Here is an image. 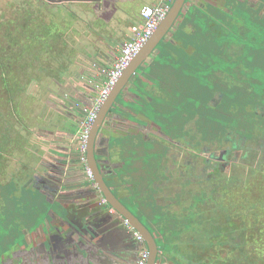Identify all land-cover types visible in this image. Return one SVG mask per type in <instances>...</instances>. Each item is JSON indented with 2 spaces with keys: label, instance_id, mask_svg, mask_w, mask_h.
I'll return each instance as SVG.
<instances>
[{
  "label": "flooded vegetation",
  "instance_id": "obj_1",
  "mask_svg": "<svg viewBox=\"0 0 264 264\" xmlns=\"http://www.w3.org/2000/svg\"><path fill=\"white\" fill-rule=\"evenodd\" d=\"M173 1H167L168 10ZM194 13H198L199 15L195 17ZM217 13L219 14L217 15ZM211 14L215 15V17ZM220 16H223L226 21H221L218 18ZM195 19H197L198 24L194 25L193 20ZM12 20H15L14 16ZM24 22L26 20L23 19L21 23L22 28ZM224 28L235 30V34L240 35L243 39L246 38L247 32L250 31L252 32L251 41L261 38V31H264V0H185L181 11L165 38V44L176 48L180 54H174L175 58H168L166 70L164 69L165 66H161L147 72V68L151 67L153 62L150 61L144 65L146 69H141L140 67L143 65L141 64L138 69L143 70V73L139 76L138 80L144 82L142 85H137L136 88L133 87L137 90V93L131 91V87H127V85V89H123L120 93L121 99L124 102L137 100V105H140V100L144 98L145 104L143 105L145 106L146 102L152 106L157 104L156 112L159 114L157 120L145 118L140 113H137V116L132 115V113L126 111L125 108L127 107L117 104L115 109H119L120 111L112 110L111 107L99 134V147L96 149L98 156H96V159L100 161L99 165L102 166L105 183L111 189L117 201L149 230L155 242L158 233L156 234L154 231L157 232L159 228L164 230V225L167 223L169 224L168 227H171V223L179 226L183 222H187L188 226L186 227L193 226L196 228L193 231L194 234L201 233L202 229H209L211 225L209 222L212 220L211 214L213 213L215 221H218L220 217L218 206L221 204L222 184L227 186L232 178L238 176V168L242 167L238 164V152L240 150L237 149L238 145L234 144V138L228 135V128H225V131H227L226 135L217 134L220 131V125L215 122L213 128H210L209 131H214L216 134L209 133V131H206L204 122H202L204 107L197 108V112L200 115L193 117V119L189 117L188 110H183L180 106L183 104L184 98L189 97V93L187 90H184V86L191 87L189 85L191 84L196 85L197 89L200 88L198 76H179V72L186 62L183 54L187 58H192L207 50L204 44L199 49L193 47L192 43L191 45L189 43L184 45L180 40L181 36L185 37L186 40H193L195 36L204 34V43H207L212 38L215 40L221 36L224 33ZM256 29L258 30L256 31ZM8 35L10 37V33ZM214 35L216 36L215 38ZM18 37L20 36L18 35L13 41L16 40V42L20 43L24 39V37ZM200 39L204 40L202 37ZM219 44L223 50H227L226 55L235 57L236 63H239L241 67L232 70L233 73L230 71L220 73V76L217 78L218 82L223 81L225 88L253 86V84H247L249 80L248 69L243 66V58L247 50L235 42H228L226 44V41H221ZM25 45V43L22 44L23 47ZM166 51L163 48L161 52L158 51L156 53L155 57L164 56ZM175 82H178V84ZM89 88L96 94V90L92 84H89ZM162 88H176L177 92H170L168 90L169 95L160 93L157 96L158 100L148 97L147 93L151 92L152 94L154 90L157 91ZM205 89H207L206 84ZM229 89L232 90V88ZM212 94L213 96L211 95L208 99L210 105L213 104L212 101L217 98L220 91L213 90ZM230 99L231 96H228L224 102L219 103L222 106L216 109L218 113L223 108H227L230 110L231 117H234L233 113L236 112V109L231 106V103H225ZM164 105L168 108L169 113L171 112V108L178 111L182 110L178 116L175 115L168 118L167 109L161 110ZM248 112L245 110V113ZM125 113L131 115L133 118L132 122L125 118ZM136 119L137 123L133 124ZM171 119L173 120L170 121ZM142 122L144 123L142 124ZM126 124L131 125L125 128ZM76 145H78V142ZM15 153H18V150L10 151L11 156ZM125 154L129 155V161L137 163V206L133 204L132 200H126L127 198H131L130 194L127 196L126 193L121 191L122 185L126 188L123 181L128 179V177H124L121 174L122 168L120 169L119 167L120 159L121 157H125ZM77 155L74 158L75 161L81 162V154L78 152ZM249 158L250 163L253 164L254 158ZM14 162L11 163V167L9 166L12 175H9V170H7L6 175L9 177V180L2 186H9V182H11L12 185H15L12 193H15L17 191L16 184H21L19 188L21 197L18 209L22 210V212H26L27 208L29 209L28 202L23 199L28 194L29 189H27V186L29 185L43 193L45 198L47 194L51 196L54 202L63 204L71 214L76 212L83 216L87 214L89 209H97L102 215L97 224V232H101L103 235L107 233L102 244V250L110 255L109 251L111 250L107 248L106 243L108 240L114 239L118 241L120 253L124 255L123 263L129 264L139 259L140 246L144 243L142 237L138 234L135 235L136 237L129 235L127 221L107 203L94 183L90 181L85 173L84 165L81 184L85 186V190L67 197V195L62 196V194L56 193L59 181L57 177L59 170L57 168L41 164L39 173L34 172L31 175L27 173L32 170L29 162L24 163L19 168V173L15 174L13 173ZM103 163L106 165L103 166ZM132 179V177H129V180ZM25 191H27L26 194H24ZM36 202L39 203V200H36ZM115 204L121 208L116 202ZM26 206L27 208H25ZM1 207L4 206L1 205ZM215 209H218L217 212L214 211ZM147 210L154 216L150 213H144ZM35 217H38V215L36 216L35 214ZM186 218L188 221H185ZM40 219L36 220L37 224L39 221L42 222V216ZM168 219L171 220L168 221ZM60 222L56 216L51 215L47 223L43 221L41 224L36 225V230L33 233L26 234L21 230L20 240L2 253L0 264H47V254L43 256V253H45V247L48 248V243L50 244L49 246L55 247L50 252L53 264L57 260H61L63 248L60 247L58 253L55 251L56 247H59L57 245L59 243V236L55 229L58 228ZM20 224V222L12 223V228L15 225L21 227ZM186 227H184L185 229L180 227L179 230L183 228L187 232ZM150 229L154 231L151 232ZM112 230H115L114 235L119 239L110 234ZM137 236L139 239H137ZM196 239L199 244L200 238ZM182 241L183 239L180 236L177 242L182 243ZM186 242L190 241L187 240ZM124 245H129L132 250L127 252ZM88 251L89 255L97 256L94 251L90 249ZM98 259L103 264H114L110 259L104 258L100 254H98ZM57 264L60 263L58 262Z\"/></svg>",
  "mask_w": 264,
  "mask_h": 264
},
{
  "label": "rangeland",
  "instance_id": "obj_2",
  "mask_svg": "<svg viewBox=\"0 0 264 264\" xmlns=\"http://www.w3.org/2000/svg\"><path fill=\"white\" fill-rule=\"evenodd\" d=\"M48 2H51L52 5H48ZM43 3L47 4L48 7L44 6ZM72 4V2L70 3V1L66 0H0V16L11 14L15 17V20H7V22L4 19L0 18V77L2 78V71H4L3 74L6 77L12 76V73L15 70L17 71L18 68H20V65L30 63V65L28 64L26 67L27 77L25 78V80L29 81L27 82L21 80L18 84L20 85V88L18 90H20L21 95L18 97L13 96L12 103L6 104L3 108L0 107V114H2V117H0V131H6V127L8 126L10 127L9 131H12L13 137L17 135L19 141L23 140V143L17 142V147L13 149L18 150V153H15L13 156H8L6 155V152L4 153V156L9 159V165L7 169L9 170V175H12L9 166L11 167V163L13 161H15L13 165V173L17 174L19 173V168L24 163H31L38 158L39 148L38 150H36L37 144L35 146L32 144H28L26 141V137L22 135L21 131H45V129L48 127H51V129L54 130V117L51 113V110L53 111L54 107L52 106L53 104L49 102L52 101V96L55 97L56 95H59L61 93V96H63V94L71 95L72 93L70 86H67L65 88L55 86L56 81L60 78L61 74L56 73L54 75L55 72L46 71V67H43L44 63H53L56 60H58L59 62L63 55L61 54L60 58L58 59L56 52L57 50L61 52H65L67 50L69 52V48H71L72 51H75L73 50V47H75L76 50H78V52L76 53H81L79 51L83 50L85 51V53L91 52L97 54L98 51L100 52L99 48L103 43L109 46H114L115 43L118 42L117 39H115L116 37L119 38V34H116L117 31H115L116 24H110V33H104L103 35H101L102 38H96L95 35L84 37V34L81 35L80 33L74 31L73 35L75 37H72L74 40H71L72 42H70V47L63 48L60 44L57 47H48L47 54L44 52L42 42H34L32 44H29L27 46L28 50L25 51V47H23L22 44L28 41L27 38H24L20 41V43L22 44L16 42V40L13 41V39H15L18 35L20 36L18 38L28 36L29 34H27V32L29 25L30 30L32 31V34H30V36L36 35V32H38V26L34 21H36V17H39L40 15L44 18L43 23H47L48 19L52 18V27L49 26L48 31L55 32V30H57V22H64L72 18L69 16V12H74L79 15L80 13H86L91 9V7L93 8L92 5H89L84 6L81 10L78 7L73 8L74 6H71ZM129 9L130 11L132 10V8ZM218 14L219 13H217V15ZM28 16L30 17V24L27 27V23L24 22V26L22 28V20L24 19L27 21L29 19ZM212 16L215 17V15ZM218 18H220L221 21H226L223 16H220ZM100 24L102 26V30H104L106 27L101 22ZM59 26L62 27L61 24H59ZM9 27L11 28L9 29ZM44 28L45 27H43V30ZM258 28L260 29L259 26ZM257 30L258 29H256V31ZM223 31L224 33L221 36L217 37L215 40L212 38L211 41H207V43H204V34L195 36L193 40H186L185 37L181 36L180 40L184 45L188 43L189 45H191L192 43L193 46L198 49L203 47L204 44L207 50L206 52L195 55L192 58H187L185 54H183L186 62L184 63L185 66L183 65L182 70L179 72V76H198L200 88L197 89V87H195L196 85L191 84H189L191 87L184 86V90L188 91L189 97H185L183 100V104L180 106L183 110H188L190 118L200 115L197 112L198 107H204L206 109L209 108L211 109L210 113H212L211 115L209 113L206 114V124L214 120L216 124L220 125V131L217 134H223V136L226 135L227 132L225 131V128H228V135H230L231 138H234L233 142L234 144L238 145L237 149L240 150L238 152V164L242 167L238 168L239 175L237 178L241 179V181L242 179L246 180L249 183L248 185H250V187L252 188L254 187L253 182L258 181V179L256 180V178L259 177V171L257 170L263 168L264 166V133H262L264 132V31H261L262 36H260L261 38L256 39V41H251V31L247 32L246 38L244 39L241 38L240 35H236L234 32L235 30H232L230 28H224ZM8 33H12L10 34V37ZM76 33H78V35ZM166 37L167 35L149 56V60L143 63V65L140 67L141 69H146L144 65L151 61L153 62L152 66L147 68V72H150L155 67H161L165 65L169 56L175 58L173 56L174 54H180V52L176 48L170 47L169 45L165 44ZM201 37L204 38V40L200 39ZM215 37L216 36L214 35V38ZM65 41H69V39H65ZM221 41H226V44H228V42H235L236 44L242 45V47L247 50L245 52V57L243 58V66L248 69L247 73L249 76V80L247 81V84H253V86L251 85L249 87L242 86L240 88H225L223 81H220V83L218 82L217 78L220 76V73L229 71L232 72V70H235V68L241 67L239 63H236L234 56L226 55L227 50H223L222 46L219 44ZM77 44L80 50L76 47ZM163 48L167 50L165 55L161 58H159V56L155 57L156 53L158 51L161 52ZM3 56L6 57V60H4ZM38 56L40 57V59L36 60ZM79 58L82 59L83 56ZM50 67L53 68L54 66L50 65ZM141 69L136 70L134 76L129 80L127 87H131L132 84H134L135 86L143 84L144 81L141 82L138 80L139 76H141L143 73V70ZM164 69L166 70L167 66H165ZM74 75H76V73H73V76ZM231 77L233 76L231 75ZM175 83L178 84V82ZM205 84L207 85V89H205ZM229 88H232V90ZM62 90L64 91L62 92ZM168 90L170 92H177L176 88H162L158 89L157 91L154 90V93L152 94L151 92L147 94L149 98H156L158 100L157 96L160 95V93L163 95H169ZM213 90L220 91V94H218L217 98L214 101L211 100L213 104L210 105L208 99L211 95L213 96ZM134 92H137V90L135 89ZM17 94L19 93L17 92L16 95ZM228 96H231V99L226 101L225 103H231V106L236 109V112L233 113L234 117H231L230 110L227 108H223L219 113L218 110H216L217 108L222 106V104L219 103L224 102V100H226ZM0 101L6 102V97H0ZM117 104L123 107H127L125 108L126 111L132 113V115L137 116V113H140V115H143V117L151 118L155 121L157 120V116L159 115L156 112L157 104L152 106L151 104L146 102L145 106L143 105L145 104L144 98L140 100V105H137V100L124 102V100L121 99L120 94L116 98V102L112 106V110L114 109L120 111L119 109H115ZM48 107H50L51 110H49ZM164 107L167 109L168 118H171L175 115L178 116L179 112H181L182 110L180 109L178 111L174 108H171V112L169 113V110L165 105L161 108V110ZM4 110H6L7 114L2 113L4 112ZM9 110L13 111L11 115H9L10 113L8 114ZM45 110H47L46 113ZM245 110L249 112L245 113ZM44 113L46 119H49V121L51 122V124L50 122H48V126L45 129L43 128L42 123ZM214 113H216L215 117L213 115ZM8 115L10 116L9 118ZM125 118L130 121L133 119L131 115H128L126 113ZM172 120L173 119H171L170 121ZM254 126L256 127V129L253 131ZM209 133L216 134L214 131H209ZM35 134L36 136H38V133L35 132ZM258 135H261V138H258ZM34 139H36V137H34ZM257 139H259L258 142ZM11 148H9L8 150H11ZM77 156L78 155H75L74 158H76ZM249 157L254 158L253 164L250 163ZM37 161L38 159L34 163H38ZM250 168L256 170L255 175L250 172ZM31 169H35V166H31ZM8 180L9 177L7 175L4 178H0V257L2 253L6 251V249H9L10 246L20 240V238L18 237H21V227L16 225L14 226V228L11 227L12 223L19 222V220L22 219V210L18 209V204L20 203L21 197V192L19 189L21 184H16L17 191L15 193H12L14 191L13 188H15L14 184L11 187L2 186L3 184H6ZM15 180L17 179L15 178ZM260 187V191L264 190V185H260ZM121 191L123 193H126L127 196H129L130 194L124 188V185H122ZM26 192L27 191H25L24 194H26ZM43 197L44 195L40 191H35L33 189L28 191V195H25L23 197V199L27 198L26 202L29 203V209L34 210L36 216L38 215V217H36V220H41L40 217L42 215L39 216L41 212L48 210L47 214H49L51 210H55L58 208V204L56 202L50 201L49 203H47L48 200L44 199ZM36 200L43 202L42 204H39L36 202ZM132 202L135 206H137L136 199H133ZM1 205H3L4 207H1ZM169 220L171 219H168V221ZM185 221H188L187 218L185 219ZM38 224H41V221H39ZM168 226V223L165 224V229L160 233V235L163 236L166 241H168V237L170 235L172 237H176V233L172 231L173 226L170 225V229H168ZM186 226H188V223L183 222L181 225L175 226L173 228L175 230H178L180 227L184 228ZM167 230H170L171 233L166 232ZM242 233L243 232H240V234ZM245 237H247V241L250 239L248 231L245 232ZM170 241L173 243V245L175 244L172 240ZM184 241L185 244L188 243L186 242L185 235ZM158 242L159 241H157V243ZM171 242H166L164 246L167 250L174 251V247ZM159 244L163 245L160 242ZM176 248L177 250H175V252H177L178 254L176 255L175 259L179 257L184 262L188 261L186 255L187 250L184 249L183 251L182 243L178 242ZM176 264H179V262H177Z\"/></svg>",
  "mask_w": 264,
  "mask_h": 264
},
{
  "label": "crops",
  "instance_id": "obj_3",
  "mask_svg": "<svg viewBox=\"0 0 264 264\" xmlns=\"http://www.w3.org/2000/svg\"><path fill=\"white\" fill-rule=\"evenodd\" d=\"M66 1H70V3L72 2L73 4L71 6H74L73 8L78 7L82 10L84 6H89V5H92L93 8L91 7V9L88 10L86 13H80L79 15H77L74 12H69V16L72 17L70 20L64 22L61 21L57 22L58 33L57 34L51 33L52 35H46V38L45 39L43 38V40L48 41L50 45H54L51 47H57L59 44L63 48L70 47V42H72L71 40L73 39L72 37H75L73 35L74 31L80 33L81 35L84 34V37L95 35L96 38H102L101 35H103L104 33L105 34L110 33L111 31L109 26L110 24H116L115 31H117L116 34H119V38L118 37L115 38L117 39L118 42H116L114 46H109L103 43L99 48L100 52L98 51L97 54L91 52L85 53V51L80 50L77 44L76 47L80 50L79 52L81 53H76L78 52V50H76L75 47H73V50L75 51H72V49L69 48L68 49L69 52L67 50L65 52L62 51L63 53L60 52V54L57 55L58 59L60 58L61 54L63 55L59 62L58 60H56L53 63H44L43 67L44 68L46 67L47 69L46 71L55 72L54 75L56 73L61 74L60 78L56 81L55 86H59L60 88L62 87L65 88L67 86H70L72 93L71 95L63 94V96H61L62 95L61 93L59 95H56L55 97L52 96L53 99H51L52 101L49 102L53 104L52 106L54 107L53 111L50 109V107H48V109L51 110V113L54 117V121H53L54 130H52L51 127L46 128L48 126V122H50L49 119H46L45 116V113L48 110L47 109L45 110L42 119L43 128L44 129L46 128L45 131H21L22 135L26 137V141L28 144H32L34 146L37 144L36 150H38L39 148L38 150L39 153L37 158L38 163H34L37 159L31 162L30 166H35V169L27 173L31 175L34 174L35 171L39 173L40 167L42 165L53 166L57 168L59 170L57 176L59 178L58 179L59 181H58V188L56 190V193L58 192V194L60 195L62 194V196L67 195V197H70L73 196V193H71L68 188L76 187L80 191L85 190L84 188L85 186L81 184L82 183L81 175H83L84 164L81 163L80 161L79 162L75 161L74 156L76 152H78L76 145V141H78L77 136L82 127V123L85 119V115H84L85 112L83 108L92 105L96 95L89 88V82L90 81L93 83L102 82L103 77L100 74V70L102 68H105V66L107 67L111 66L118 55L119 47L124 42L130 41L132 38H134L135 33L133 32V29L137 28V26L142 25V20L139 16V10L141 9V7L156 6L160 1L167 2L168 0H125V1L66 0ZM47 4L52 5L51 2H48ZM47 4L43 3L44 6H47ZM129 8H132V10L130 11ZM39 17L40 18L36 17L38 22L37 20L34 21L37 24L44 22V18L41 15ZM0 18L7 21V20H12L13 16L11 14H7L4 16H0ZM28 18L29 19L26 21L27 27L30 24L29 21L30 17L28 16ZM51 22H52V18H49L47 23H43V26L49 25ZM100 22L106 27L104 30H102V26ZM59 24H61L62 27H60ZM37 31L38 32L36 33V35L40 33L38 27H37ZM78 33L76 34L78 35ZM27 34L29 35L24 36V38L29 39L30 37H33V35L30 36V34H32L30 30V25L28 27ZM59 39H61L64 42V44L58 41ZM65 39H69V41H65ZM27 50L28 47L26 46L25 51ZM81 56H83L82 59L79 58ZM170 57L171 56H169V58ZM28 64L29 63H27V65ZM50 65L54 67L51 68ZM163 66H166V64ZM73 73H76V75L73 76ZM24 81L28 82V80H24ZM133 87L136 88L137 86H135L134 84L133 86L131 85L130 90L134 92L135 89ZM63 91L64 90H62V92ZM163 110H166V108L164 107ZM136 123H137V119L134 121L133 124ZM130 125L131 124H126L124 127L128 128ZM35 132L38 133V136H36ZM34 137H36V139H34ZM128 156H129L128 154H125V157H121L119 162L120 163L119 167L120 169L122 168L121 174L124 177H128V179L123 181V183L126 185L125 189L131 194V198H127L126 200L131 201L133 199L137 200V163H135V161H129ZM129 177H132L133 179L129 180ZM27 189H29V191L31 189L38 191L34 187H31L30 185L27 186ZM41 191L43 190L41 189ZM141 191L143 190L141 189ZM43 198L48 200L47 203L53 201L51 199V196H48L47 194H46V198L45 196ZM25 200H27V198ZM42 202L43 201H39V204H42ZM57 204H58V208L55 210L54 209L51 210L49 214H47L48 210H45L39 214V216L42 215L43 218L42 222L45 221L47 223L51 215L55 216V212L61 218L64 217L66 213V207L61 203H57ZM25 208H27V206ZM35 214H36L35 211L30 210L28 208L26 212H22V219H20L19 222L21 223L20 224L21 230H23V232L27 233V231H29V233H33L36 230L37 221ZM182 231H183V234L181 235L183 239L182 249H185L187 248L184 241V235L186 234H184L185 230H183V228H181V232ZM174 246H176V244ZM89 256L93 257L91 255ZM102 256L104 258H108L107 255L103 254ZM110 261L116 264V262L113 261L112 259H110ZM156 264H172V259H169V261L167 260L166 262L160 261L157 262Z\"/></svg>",
  "mask_w": 264,
  "mask_h": 264
},
{
  "label": "trees",
  "instance_id": "obj_4",
  "mask_svg": "<svg viewBox=\"0 0 264 264\" xmlns=\"http://www.w3.org/2000/svg\"><path fill=\"white\" fill-rule=\"evenodd\" d=\"M194 14L195 17L199 15L198 13ZM38 24L37 26L40 33L27 39L28 43L26 42L25 44L27 45L25 46L41 41L44 52L47 53L48 47L54 45L48 44L47 41L43 40V38L45 39L46 35H52L51 33L57 34L58 29L55 30V32L49 33L48 27H52L51 23L46 26H43V23ZM193 24H198L197 19L193 20ZM43 27H45L44 30ZM58 41L64 44L61 39ZM56 52L58 55L61 51L57 50ZM161 57L163 56H159V58ZM3 58L6 60L5 56H3ZM38 59L39 56L36 60ZM26 67L27 63L20 65V68H18L17 71L15 70L12 73V76L8 77H6L3 74L4 71H2V78L0 77V97H6V102L0 101V107L3 108L6 104L12 103L13 96L18 97L21 95L20 90H18L20 85L18 84L21 80L24 81L27 77ZM17 92L19 94L16 95ZM210 110L211 109L209 108H205L204 114L202 115V117H204V126L206 127V131L213 128L215 123V121L212 120L213 124L212 122L206 124L205 116L207 113L211 115L212 112L210 113ZM12 112L13 111L9 110L8 114L10 113L9 115H11ZM2 113L7 114L6 110ZM9 115L8 118L10 117ZM213 115H216V113ZM0 117H2V114H0ZM254 129H256L255 126L253 130ZM9 130L10 127L7 126L6 131H0V178L6 177L8 169L9 161L4 156V153L6 152V155L9 156L10 151L17 147V142L23 143V140H18L17 135L14 136V138L12 136V131ZM259 137L261 138V135H258V138ZM258 140L259 139H257V142ZM9 148H11V150H8ZM255 171L256 170L250 168V172L253 175H255ZM257 171H259V177L256 178L258 181L253 182L254 187L252 188L248 185L249 183L246 180L242 179L241 181V179L237 178L238 176L236 178H232L231 182H229L227 186L222 184L221 204L219 206L217 205L218 209H220V217L218 221H215L213 213L211 214L212 220L209 222L211 224L209 229H202L201 233L194 234L193 231H195L196 228L193 226L186 227L187 232H185V236L187 237V240L191 242V245L190 242H188L186 246L188 261L184 262L179 257L175 259L178 254L175 252L177 248L170 241L172 240L178 244L177 240L183 234V231L181 232V230L179 231L172 228V231L176 233V237H172L170 235L168 237L170 240L168 239V241L160 235L163 230L159 228L157 232L154 231L156 234L158 233L156 239V244L159 247L157 262H166L167 260L169 261V259H172V264H176L177 262H179V264H264V190L260 191V185H264V166ZM9 186H12L11 182H9ZM218 209H215L214 211L217 212ZM144 213L150 212L147 210ZM150 214L153 215L152 213ZM11 227L13 226L11 225ZM168 229H170V227H168ZM247 231L250 236L248 241L246 240L247 237H245V232ZM166 232H170V230H167ZM240 232L243 233L240 234ZM196 238H200L199 244L197 243L198 240ZM157 241L163 245H160ZM166 242H171L174 247V251H169L165 248L164 244Z\"/></svg>",
  "mask_w": 264,
  "mask_h": 264
},
{
  "label": "water",
  "instance_id": "obj_5",
  "mask_svg": "<svg viewBox=\"0 0 264 264\" xmlns=\"http://www.w3.org/2000/svg\"><path fill=\"white\" fill-rule=\"evenodd\" d=\"M184 1L185 0H174L164 20L154 30L149 40L140 49V51L133 57L128 67L124 70L122 76L117 81V84L101 106L86 142L85 164L93 176V183L102 196L106 199L107 203L113 207L123 219L127 221V230L129 235L133 237V231H135L139 236L142 237L144 243H142L140 246V252L147 250L149 254L146 264L157 263L159 247L157 246L154 237L149 232V230L144 225H142L134 215L127 211L112 194L111 189L105 183V177L102 173V166L99 165L100 161H97L96 159V156H98L96 149L99 147L98 140L100 131L102 130L111 107L116 102V98L120 95L121 91L126 88L129 79L135 74V71L138 69V67L144 62L148 61V57L152 51L172 27L183 7ZM77 142L78 141H76V143ZM76 154H78V152H76ZM104 165L106 164L103 163V166ZM68 189L73 194L80 191L76 187ZM115 202L121 208H119ZM84 206L90 207L88 205ZM55 216L61 221L59 227L55 229L57 230L60 240V242L57 244L59 247H56L55 251L58 253L60 247L63 248V252H61L62 259L57 260L60 264L61 262H63V264H101L98 259V254L107 255V257L115 261L116 264H125L123 263L124 255L119 252L120 250L118 241L114 239L108 240L106 245L107 248L111 250L109 251L110 255L102 250V244L107 233L103 235V233L97 232V224L102 218V215L97 209H89L87 214L83 216L77 214L76 212L71 214V212L68 210H66V215L62 218L58 216L56 212ZM65 228H67L66 231H64ZM114 233L115 230L110 232L111 235L116 236ZM49 245L50 244L48 243V248L45 247V253H43V256L47 254V264H53L50 257V252L54 250L55 247ZM124 247L127 249V252L132 250L129 245H124ZM88 249L94 251L95 255L97 256L90 257ZM57 261L55 264L58 263ZM137 262L138 260L129 264H136Z\"/></svg>",
  "mask_w": 264,
  "mask_h": 264
},
{
  "label": "built area",
  "instance_id": "obj_6",
  "mask_svg": "<svg viewBox=\"0 0 264 264\" xmlns=\"http://www.w3.org/2000/svg\"><path fill=\"white\" fill-rule=\"evenodd\" d=\"M165 13L166 9L161 5L156 7H143L140 10V16L143 19L144 24L142 26H137V29H134V38L131 41L125 42L122 45L120 49V54L116 58L112 67L110 69H104L101 71L103 77L102 82L100 85L96 86L97 95L92 105L83 108L85 112V119L82 123V127L77 137V149L78 152L81 154V161L84 163V165H86L85 149L88 135L101 106L107 99L112 89L115 87L117 80L121 76L123 70L127 67L131 58L136 53H138L142 46L149 40L158 23L164 18ZM88 177L90 181L93 182V177L90 172H88ZM137 239H139L138 236ZM148 258V251H143L140 253L138 262L136 264H146Z\"/></svg>",
  "mask_w": 264,
  "mask_h": 264
},
{
  "label": "bare ground",
  "instance_id": "obj_7",
  "mask_svg": "<svg viewBox=\"0 0 264 264\" xmlns=\"http://www.w3.org/2000/svg\"><path fill=\"white\" fill-rule=\"evenodd\" d=\"M173 2H174V1H173ZM172 4H173V3H172ZM159 5H161L162 7H164V8L166 9V13H165V16H164V18H165L166 15H167V13H168V11H169V10H168V3H167V2H164V1H160L156 6H159ZM156 6H143V7H156ZM171 6H172V5H171ZM143 7H141V9H142ZM141 9H140V10H141ZM169 9H170V8H169ZM140 10H139V16H140ZM140 18H141V16H140ZM164 18L158 23V25L156 26V28H157V27L159 26V24L164 20ZM141 20H142V25H143V24H144V21H143L142 18H141ZM142 25H141V26H142ZM156 28H155V29H156ZM135 29H137V28H135ZM133 32L135 33L134 29H133ZM132 39H133V38H132ZM132 39H131V40H132ZM131 40H130V41H131ZM126 42H129V41H126ZM124 43H125V42H124ZM124 43H123V44H124ZM123 44H122V45H123ZM122 45H121L120 48H119V53H118L117 57H118L119 54H120V49H121ZM144 45H145V44H144ZM144 45H143V46H144ZM143 46H142V47H143ZM136 54H137V53H136ZM136 54H135V55H136ZM135 55H134V56H135ZM134 56H133V57H134ZM117 57H116V58H117ZM133 57L131 58V60L133 59ZM116 58H115V60H116ZM115 60H114V62H115ZM131 60H130V62H131ZM114 62L112 63V65L114 64ZM130 62H129V63H130ZM129 63H128V65H129ZM112 65H111L110 67L102 68V69L100 70V74H101V71H102V70H104V69H110V68L112 67ZM128 65H127V67H128ZM127 67H126V68H127ZM126 68H125V69H126ZM125 69H124V70H125ZM124 70H123V72H124ZM123 72H122V74H123ZM135 72H136V71H135ZM122 74H121V76H122ZM101 75H102V74H101ZM121 76H120V77H121ZM120 77H119V78H120ZM118 80H119V79H118ZM118 80H117V81H118ZM128 82H129V81H128ZM89 84H92L93 87H94V89L96 90V86L100 85L101 82H100V83H93V82L90 81ZM116 84H117V83H116ZM96 95H97V90H96ZM95 98H96V96H95ZM95 98H94V99H95ZM93 101H94V100H93ZM84 170H85L86 175L88 176V172H90V171H89V168H88L86 165H84ZM130 197H131V194H130ZM66 210H68V209L66 208ZM65 215H66V213H65ZM58 219H59V218H58ZM59 220H60V219H59ZM60 223H61V222H60ZM171 225H172L173 227H175L174 224L171 223ZM58 227H59V226H58ZM173 227H172V228H173ZM66 230H67V228L64 229V231H66ZM131 230H132V229H131ZM133 232H134L135 235L137 234V232H135V231H133ZM26 234H29V231H27ZM135 235H134V237H136ZM58 236H59V235H58ZM59 242H60V240H59ZM3 251H4V250H3Z\"/></svg>",
  "mask_w": 264,
  "mask_h": 264
},
{
  "label": "clouds",
  "instance_id": "obj_8",
  "mask_svg": "<svg viewBox=\"0 0 264 264\" xmlns=\"http://www.w3.org/2000/svg\"><path fill=\"white\" fill-rule=\"evenodd\" d=\"M77 151H78V149H77ZM84 164V163H83Z\"/></svg>",
  "mask_w": 264,
  "mask_h": 264
}]
</instances>
